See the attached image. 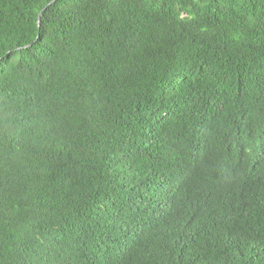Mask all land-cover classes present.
<instances>
[{"label": "trees", "instance_id": "trees-1", "mask_svg": "<svg viewBox=\"0 0 264 264\" xmlns=\"http://www.w3.org/2000/svg\"><path fill=\"white\" fill-rule=\"evenodd\" d=\"M0 264H264V0H0Z\"/></svg>", "mask_w": 264, "mask_h": 264}, {"label": "water", "instance_id": "water-1", "mask_svg": "<svg viewBox=\"0 0 264 264\" xmlns=\"http://www.w3.org/2000/svg\"><path fill=\"white\" fill-rule=\"evenodd\" d=\"M52 3H54V1H53ZM52 3H51V4H52ZM51 4H50V5H51ZM41 17H42V13L39 15V21H38L39 26H40V24H41Z\"/></svg>", "mask_w": 264, "mask_h": 264}]
</instances>
